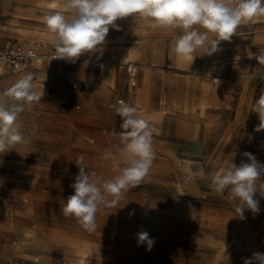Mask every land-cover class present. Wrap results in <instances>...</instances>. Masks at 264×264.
<instances>
[{"label":"rangeland","instance_id":"374dc122","mask_svg":"<svg viewBox=\"0 0 264 264\" xmlns=\"http://www.w3.org/2000/svg\"><path fill=\"white\" fill-rule=\"evenodd\" d=\"M52 2L0 0V47L32 48L39 55L26 66L0 65V91L25 73L44 85L42 100L19 118L31 140L16 146L23 160L11 163V152L0 155V242H10L12 263L40 264L33 259L49 253L38 241L44 220L61 231L57 264H243L254 252L264 253V198L257 193L259 213L246 209L240 219L229 193H217L211 185L212 174L229 162H246L245 152L264 163V130H254L259 120L251 112L264 92V65L255 58L264 53V17L241 25L231 42H221V51L193 62L171 50L178 29L148 26L139 16L121 18L119 30L110 28L102 55L85 54L67 65L47 58L54 52V34L42 17L61 10L51 8ZM131 46L140 53L127 60L124 51ZM237 55L241 58L234 61ZM96 60L107 66L95 67ZM129 63L139 66L136 85ZM80 66L98 79L79 75ZM104 73L111 75L109 81L101 80ZM64 74L87 88H75ZM121 98L154 129L155 159L137 187L114 206L100 208L97 228L88 232L61 209L74 194L70 185L79 172L78 157L104 180L124 166L113 134L122 131V120L111 106ZM141 231L154 239L151 251L138 246ZM71 237L78 240V252L69 250ZM30 249L33 259L23 253Z\"/></svg>","mask_w":264,"mask_h":264},{"label":"clouds","instance_id":"9594fccd","mask_svg":"<svg viewBox=\"0 0 264 264\" xmlns=\"http://www.w3.org/2000/svg\"><path fill=\"white\" fill-rule=\"evenodd\" d=\"M50 7L61 9L42 17L54 34L51 41L54 52L50 60L70 63L85 54L102 55L110 28L119 30L116 21L121 18L139 16L148 26L178 29L171 50L178 59L193 62L198 56H212L221 51V42H231L241 25L264 17V0H63L60 4L53 0ZM198 52L199 55H195ZM240 58L237 55L234 61ZM255 58L259 65H264V53ZM237 66L234 63V67ZM36 79L35 74L25 73L11 87L0 91V155L17 145L31 143L22 131L19 118L44 96V85H37ZM214 81L219 85L218 79ZM114 111L122 120V131L113 134L119 138L118 155L124 166L114 178L104 180L89 172L83 157H78L79 172L70 185L74 194L67 197L61 209L64 217L75 218L88 232L96 230V214L100 208L114 206L130 188L137 187L155 159L154 129L150 122L125 101H119ZM251 112L256 113L259 120L254 130H264V92L251 105ZM243 156L246 162L237 165L231 161L211 176L214 191H227L236 202L234 211L240 219H244L246 209L253 214L259 213V200L254 198L257 193L264 198V163L251 153L245 152ZM132 215L134 212L129 213L130 217ZM136 236L138 246L146 244V250L151 251L154 239L146 231ZM243 264H264V253L254 252Z\"/></svg>","mask_w":264,"mask_h":264},{"label":"crops","instance_id":"0c3cea01","mask_svg":"<svg viewBox=\"0 0 264 264\" xmlns=\"http://www.w3.org/2000/svg\"><path fill=\"white\" fill-rule=\"evenodd\" d=\"M120 43H122V42H120ZM130 49H131V51H129ZM137 50H138V53H137ZM139 53H140V49L139 48L136 49V46L128 47L124 51V54H125V57H126L127 60H131L132 57L138 56ZM127 70H128V66H127ZM77 73L79 75L85 76L88 79H93V80L98 79V77H96V75L93 72V70H91L89 68H84V67L80 66L79 68H77ZM128 73L133 78L132 85H136V81L134 79H135L136 75L139 73V71L137 72L136 75H131L129 70H128ZM146 75L147 76H151L150 73H148V74L146 73L145 76ZM110 77H111L110 74H108V75L106 74L105 75V73H104L102 75V77H101V80L103 82L109 81ZM103 91L104 92H102V93L105 95V89ZM219 91H221L220 88H219L217 94H219ZM214 94H215V92H214ZM117 100L111 104L112 107H114L113 104H116ZM10 152H11V157L9 158V161L11 163L16 162L18 159L23 160L24 152H22V154L19 153V150L17 149V147H15V149L11 150ZM4 205H5V211H7L6 204H4ZM40 231H42V236L38 240L39 244H40L39 246H41L46 251H49V253H44V254L41 255L40 258L39 257H35L34 259L31 258V257L35 253H33L31 249L27 250V251H23V253H25V255H27L26 256L27 258H31L35 262H39L40 259H41L40 264H57L58 260H57V257L54 255V253L57 251L58 246H60L61 243H62V239L63 238L61 236V231L59 229H57L56 226H54V225L52 226L51 224L47 223L45 220L41 224V230ZM1 232L2 231H1V226H0V233ZM69 240L71 242L70 243L71 245L69 246L70 247L69 250L72 249L71 250L72 252H74V251L77 252V248L78 247H76L75 244H76V242L78 240L76 238H73V237L69 238ZM15 252L18 253L17 251H14V253ZM11 253H12V250H11L10 242L9 241H5L4 243L0 242V264H13L12 261L10 260Z\"/></svg>","mask_w":264,"mask_h":264},{"label":"built area","instance_id":"2783aa9c","mask_svg":"<svg viewBox=\"0 0 264 264\" xmlns=\"http://www.w3.org/2000/svg\"><path fill=\"white\" fill-rule=\"evenodd\" d=\"M52 55H50L47 58H51ZM39 55L38 53L32 49H25L20 46H8V47H0V65H11L14 67H21L26 66L33 62L34 60L38 59ZM52 61L59 62L60 64H73L64 60L59 59H53ZM79 62V59L76 60L75 63ZM94 66L100 69H104L107 66V61L102 60H96L94 63ZM103 66V67H101ZM128 70L131 75H136L139 71V66L136 63H129L128 64ZM64 81L70 82L73 84L75 88H87V85H83L82 82H80L77 78L72 76L71 74H64L62 76ZM261 80L264 81V74L260 77ZM237 87H239L237 85ZM119 101H124L123 99H118L116 104H113V106H118ZM1 185L4 189H8V184L5 181L1 182ZM72 194H69V196ZM61 264H68L66 261H63Z\"/></svg>","mask_w":264,"mask_h":264},{"label":"bare ground","instance_id":"6f19581e","mask_svg":"<svg viewBox=\"0 0 264 264\" xmlns=\"http://www.w3.org/2000/svg\"><path fill=\"white\" fill-rule=\"evenodd\" d=\"M214 92H215V94H217V90H216V89L214 90ZM72 241H73V240H72ZM71 250H72V249H71ZM71 250H70V251H71ZM74 252H75V251H74ZM77 252H78V250H77ZM80 252H81V251H80ZM86 254H87V253H86ZM83 255H84V254H83ZM83 255H81L82 258L85 257V256H83Z\"/></svg>","mask_w":264,"mask_h":264}]
</instances>
